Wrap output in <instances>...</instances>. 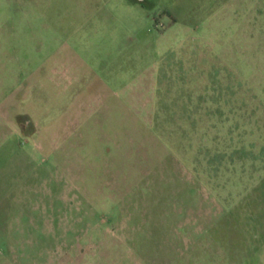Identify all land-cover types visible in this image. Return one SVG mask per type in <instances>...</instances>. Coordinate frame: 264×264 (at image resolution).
I'll return each instance as SVG.
<instances>
[{"label":"rangeland","instance_id":"374dc122","mask_svg":"<svg viewBox=\"0 0 264 264\" xmlns=\"http://www.w3.org/2000/svg\"><path fill=\"white\" fill-rule=\"evenodd\" d=\"M0 264H264V0H0Z\"/></svg>","mask_w":264,"mask_h":264},{"label":"flooded vegetation","instance_id":"af4514ba","mask_svg":"<svg viewBox=\"0 0 264 264\" xmlns=\"http://www.w3.org/2000/svg\"><path fill=\"white\" fill-rule=\"evenodd\" d=\"M27 126H29L28 123H27Z\"/></svg>","mask_w":264,"mask_h":264}]
</instances>
